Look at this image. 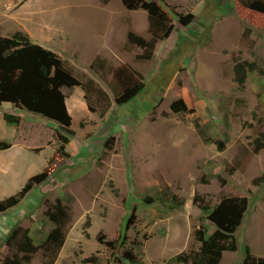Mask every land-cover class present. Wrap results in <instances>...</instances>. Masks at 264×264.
I'll return each mask as SVG.
<instances>
[{"label": "rangeland", "instance_id": "rangeland-1", "mask_svg": "<svg viewBox=\"0 0 264 264\" xmlns=\"http://www.w3.org/2000/svg\"><path fill=\"white\" fill-rule=\"evenodd\" d=\"M156 1L195 18L184 26L175 16L170 36L144 60V50L127 40L130 31L150 38L144 9L129 10L121 0H0V35L27 33L83 83L63 88L71 157L0 212V259L11 251L5 239L16 225L28 228L36 244L45 238L53 227L45 211L61 197L71 207L65 242L54 260L40 249L31 264H95L84 261L91 256L118 264L117 255L131 246L140 247L146 264H167L198 245L193 232L206 221L196 192L212 204L225 195L249 198L238 249L226 251L221 264H241L246 246L264 256V148L254 151L264 132V74L248 72L240 84L235 71L244 61L264 68V18L242 0ZM125 64L144 76L145 88L118 105L113 70ZM178 99L187 110L173 111ZM11 105L0 106V139L11 144L0 150V199L42 172L58 147L55 121ZM3 110L20 111V123L8 124ZM174 194L184 204L167 210ZM101 233L125 241L124 248L100 243Z\"/></svg>", "mask_w": 264, "mask_h": 264}, {"label": "trees", "instance_id": "trees-1", "mask_svg": "<svg viewBox=\"0 0 264 264\" xmlns=\"http://www.w3.org/2000/svg\"><path fill=\"white\" fill-rule=\"evenodd\" d=\"M121 1L129 10L144 9L147 12L150 38L146 39L135 31H130L127 36L129 43L144 50L139 55V58L144 60L153 56L158 41L170 36L175 27V16L184 26L189 25L195 18L192 12L183 13L176 9H167L156 0ZM240 2L248 10L258 13L264 18V0H242ZM104 63L105 60H101V66ZM256 70L264 74V68L259 67L256 62H237L235 65L237 81L243 84L247 73ZM113 77L118 87L115 95V102L118 105H123L136 98L145 88L144 76L129 64L115 67ZM90 83L93 85L92 81ZM79 85H83V83L75 76L61 56L41 44L33 42L27 33L18 30L10 35H0V106L5 103L13 104L19 110L39 114L58 124L55 131L58 147L47 167L42 172L30 177L18 193L0 199V212H5L18 205L34 187L44 182L56 171L55 164L71 157L66 149L70 141L67 135L74 134V131L70 129L72 117L68 111L67 96L63 88ZM171 106L176 112L187 110L183 99L174 101ZM3 113L4 120L8 124L18 125L20 123V111L18 114L15 111L3 110ZM114 138L110 137L106 146H110L114 142ZM218 144L219 149L224 148L222 141H219ZM10 146L9 142L0 139V150ZM263 148L264 132H261L260 136L255 139L254 151L258 153ZM217 178L224 182L219 175ZM260 178L264 179V175ZM203 180V182L209 181L208 178H203ZM194 200L201 208L206 221L200 227L195 228L193 232L198 245L189 251H182L171 257L167 264H221L226 251L238 249L236 233L249 208V198L240 195H225L218 202L212 204L205 195L196 192ZM165 201L170 202L167 210H173L184 204V200L176 194L172 199L168 198ZM145 202L150 204L151 197H146ZM70 208V205L65 203L61 197H57L55 203L49 205L45 213L53 223V227L39 244L34 242L28 228L20 225L14 226L5 239V243L11 247V251L3 259H0V264H31L34 254L40 249L46 257L50 258V261L54 260L65 242L66 227L71 218ZM209 224L214 227L211 232L207 226ZM98 240L114 250L120 247L124 248L123 244L126 243L122 241L118 244L116 240H107L106 235L102 233L98 236ZM139 248V246L124 248L117 255L118 264H146L141 253L136 250ZM84 261L97 264L99 259L91 256ZM241 264H264V256L253 254L246 246Z\"/></svg>", "mask_w": 264, "mask_h": 264}, {"label": "crops", "instance_id": "crops-1", "mask_svg": "<svg viewBox=\"0 0 264 264\" xmlns=\"http://www.w3.org/2000/svg\"><path fill=\"white\" fill-rule=\"evenodd\" d=\"M67 103V102H66ZM10 106H12L11 104H9ZM9 110H12L11 108H9ZM4 117V116H3Z\"/></svg>", "mask_w": 264, "mask_h": 264}]
</instances>
